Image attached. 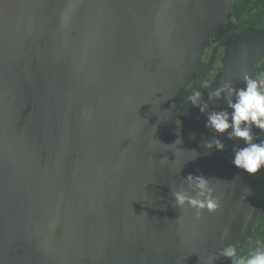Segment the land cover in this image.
Returning <instances> with one entry per match:
<instances>
[{"label": "water", "instance_id": "1", "mask_svg": "<svg viewBox=\"0 0 264 264\" xmlns=\"http://www.w3.org/2000/svg\"><path fill=\"white\" fill-rule=\"evenodd\" d=\"M234 3L0 0V264H207L246 239L259 179L205 146L206 114L178 113ZM236 55L204 100L240 87ZM188 175L211 180L217 212L174 206Z\"/></svg>", "mask_w": 264, "mask_h": 264}, {"label": "clouds", "instance_id": "2", "mask_svg": "<svg viewBox=\"0 0 264 264\" xmlns=\"http://www.w3.org/2000/svg\"><path fill=\"white\" fill-rule=\"evenodd\" d=\"M240 79L243 87H235L229 79L208 91L207 100L196 92L188 98V103L206 114V127L216 134L205 146L225 151L226 145L219 137L226 135L234 141L233 165L249 174H258L264 171V140L257 142L254 129L264 132V72H244ZM221 99L226 107L211 109L210 105ZM185 181L186 188L171 192L174 206L180 209L185 206L193 208L197 220L202 218L205 211L215 213L222 207V201L215 194L210 179L202 175H188ZM221 257L230 259L232 264H264V242H253L247 255H241L235 245L226 244L218 254L207 258V264H215Z\"/></svg>", "mask_w": 264, "mask_h": 264}, {"label": "flooded vegetation", "instance_id": "3", "mask_svg": "<svg viewBox=\"0 0 264 264\" xmlns=\"http://www.w3.org/2000/svg\"><path fill=\"white\" fill-rule=\"evenodd\" d=\"M226 33L231 34L234 39L251 35L256 48L250 47L243 52L241 49H237L233 52L229 46L220 42V37ZM233 53L237 54L234 59L240 67L237 72L239 79L236 86L243 87L240 77L244 72L252 74L264 72V0H235L231 10L219 23L217 33L215 32L211 36L205 47L200 69L195 71L194 76L184 85V91L189 93L188 97L180 103L179 114L188 103V98L191 95L196 92L200 94L206 92L216 79L226 71L227 65L233 59ZM204 69L205 72L202 77L196 80ZM254 132L258 137L257 142L264 140V132L259 129H254ZM219 138L226 145V150L222 152L232 160L234 141L229 140L226 135ZM255 176L262 185V192L248 236L236 243L241 255L248 254L253 247V242L257 240L264 242V171L255 174ZM226 264H232L231 260Z\"/></svg>", "mask_w": 264, "mask_h": 264}]
</instances>
